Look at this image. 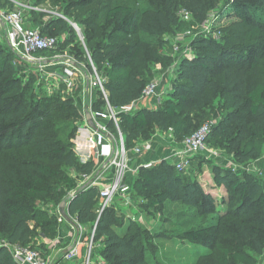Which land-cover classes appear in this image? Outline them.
I'll use <instances>...</instances> for the list:
<instances>
[{"label":"trees","instance_id":"obj_1","mask_svg":"<svg viewBox=\"0 0 264 264\" xmlns=\"http://www.w3.org/2000/svg\"><path fill=\"white\" fill-rule=\"evenodd\" d=\"M30 1L31 7H36L46 0ZM55 1V5H63L64 16L28 9L33 23L30 25L42 36L67 35L65 43L76 38L69 21L79 27L86 52L77 47L75 58L89 66L88 54L97 72L101 71L105 78L106 100L100 93L94 110H102L106 102L119 108L138 99L151 81L147 61L166 66L171 60L154 49L164 43L159 36L181 31L186 24L200 25L216 3L115 2L104 7L98 22L79 13L75 17L69 15L71 10L82 11L98 0ZM0 8L12 10L14 6L10 0H0ZM182 8L190 13V23L178 20L176 14ZM222 14L234 19L218 27L219 39L202 33L192 38V52L178 60L168 97L160 105L136 107L130 113L119 114L118 126L127 149L133 148L139 139L149 140L155 130L169 128L173 139L180 142L203 122L218 116L206 144L223 148L239 163L261 157L264 0H232L221 8ZM60 44L55 50L34 55L56 54ZM24 63L28 64L9 46H0V264H16L4 242L39 250L36 239L57 236L61 223L55 211L68 193L77 188L81 178L71 176L69 169L89 175L94 167L92 161L77 162L73 140L82 116L75 93L63 96L60 89L48 95L41 88L40 92L36 75H28L21 85ZM211 171L214 186L228 191L227 200L221 199L231 207L224 212L217 209L213 195L198 180L186 177L164 160L139 168L131 191L143 200V207L178 202L193 208L194 215L202 216L198 225L175 232L177 238L195 245L214 242L212 264H253L264 246V184L260 187L248 174L233 172L229 167L212 165ZM43 204L52 207L45 209ZM99 206V189L88 186L76 191L67 200L66 208L79 224H95L93 243L99 245L104 264H148L147 256H157L159 246L154 238L161 235H151L132 222L121 233L125 220L117 208L111 205L98 214Z\"/></svg>","mask_w":264,"mask_h":264},{"label":"rangeland","instance_id":"obj_2","mask_svg":"<svg viewBox=\"0 0 264 264\" xmlns=\"http://www.w3.org/2000/svg\"><path fill=\"white\" fill-rule=\"evenodd\" d=\"M214 1V0H212ZM10 2L13 3L14 8L12 10H21L23 13V24L24 27L35 29L30 25L32 22V19H29L27 11L28 7H31V4H33L30 0H10ZM44 3H41L39 6H36L37 8L42 9L41 11L47 12V14H54L55 16L62 17L64 16L62 13L63 11V5H55V0H46L43 1ZM115 2H124L127 3L129 0H98L91 4L89 7L85 8L84 10H71L70 16L75 17L77 13L83 16L90 17V19H93L94 21H98L99 17L102 13V10L105 6H110ZM232 2V0H216L215 6L212 7L208 11L207 17L210 18L208 23L206 25H209L208 29L203 30L200 29V25H189L186 24L185 27L179 31H175L173 33H165L159 36L158 39H161L163 41L162 46H155V50L161 55V56H169L171 58L169 64L166 66H163L158 61H147V69H148V76L151 77V81L155 80L157 81L162 88L164 89V94L162 96V101L166 99L170 90V83L173 80L175 76V69L178 60L181 56H189L191 54V50L189 48V43L198 33L200 32H206L210 36H213L214 38L219 39L221 37L220 32L217 30L218 27L221 25H224L228 21L234 19L229 18L227 15H220V10L222 7H224L227 3ZM60 6V7H59ZM57 7V8H56ZM178 20H182L185 23L191 22V15L190 13H187V11L182 8L177 12ZM29 19V20H28ZM33 24V23H32ZM69 25H71L75 31L76 38L74 40L70 41L69 43H65V38L67 39V35H59L58 36V42H60V49L56 54H53L51 56L46 55H39L34 56L37 61L40 59L47 60L46 62L49 64V71L51 70V73H63V68L72 66L71 64L75 65V68L77 69L76 75L74 77L75 83H78L77 88H74L72 91L68 89L65 85L61 87L63 96H66L68 93H75V100H78L77 108L79 112H84L85 106L88 105V99L94 95V98L97 99L100 95L101 89L99 85L97 84V80L102 83V80L105 78L102 75V72H95L93 71V63L91 62L89 55L86 54L87 60L89 61V66L86 65V62L84 61H78V58H75V50L77 47H80V50H85L84 44H83V37L80 34V31H76L75 26L72 22L69 21ZM78 27V26H77ZM82 27V26H81ZM79 28V27H78ZM80 43H78V41ZM169 43V44H168ZM0 46L5 47L8 46L5 40V35L3 31H0ZM187 48H189L187 50ZM74 49V50H73ZM86 52V50H85ZM38 63H30L28 64L24 63V69L22 72L23 76L21 77L20 83L22 85L23 81H26V77L29 75H33V77L37 76V79H44L45 83H53L54 77L49 75L46 76L37 70ZM56 71V72H54ZM264 72V68L262 70ZM18 73V74H20ZM36 75V76H35ZM37 80V81H38ZM36 81V84L38 82ZM96 83L94 85L93 83ZM104 83V82H103ZM87 84V86H86ZM37 90L40 91V86H36ZM60 88H58L59 90ZM58 90H54L53 92H56ZM41 92V91H40ZM50 93V94H52ZM46 94V93H45ZM92 94V95H91ZM218 116L215 118V120H212V125L217 121ZM119 121V119H118ZM111 123L112 126H109V133L111 136L112 141H114V144L118 147V149H121L122 147L125 149L124 156L121 157V163H125L128 167V164H134L133 162L137 163L135 155H139V153H134V148L138 145L139 148L146 143V141L152 143V140H156L157 133H159L158 130H155V132L152 134L151 138L149 140H141L139 139L135 146L133 148H126L125 146V137L123 135V132L120 130L119 126L116 127L113 126L112 121H109L108 124ZM78 134V131L76 132V136ZM172 134V130H167L163 137H168ZM76 136L73 140V142L76 139ZM162 139V137H161ZM212 165H217L219 167H229L232 169L233 172L241 173L244 172L248 174L254 181H256L260 187L264 184V149L263 153L260 158L255 160H250L245 163H239L237 162L233 155L226 152L223 148L220 147H214L207 144V151H204L203 153L192 155L189 159V166L186 168V177H190L196 180L201 181L202 183H211L212 178V171L211 167ZM68 173H70L68 171ZM136 175V174H135ZM135 177V176H134ZM133 177V178H134ZM133 182V181H132ZM131 182V183H132ZM213 186V185H212ZM77 189V188H76ZM73 191V190H72ZM216 192L218 193L215 199L217 200V209L222 212L226 211L228 207H231L226 202H223L224 200H227V189L223 186L217 188ZM71 194V191L68 193L67 197ZM66 197V198H67ZM223 197V201L222 198ZM129 199L130 204L125 206L124 208L128 211L124 214L125 216H128L129 218L132 216H137V213L141 214V218H138L139 225L142 229L149 232L151 235L159 234L160 237L154 238V243H156L159 246V250L157 253V256L152 258L151 256L148 257V264H212L214 261V242L207 244V246L203 245H195L188 241H183L179 238H177L175 231L181 230L182 228H187L193 225H198V223L202 222V216L199 217L198 215H194V209L191 207H187L181 203H171L167 202L164 205L156 206L154 208L149 207H143V200L136 195L134 192L130 191L129 193ZM100 201V199H99ZM101 202V201H100ZM112 206L117 207V210L119 208H122L123 201L122 198H116L113 200ZM234 202H232L233 204ZM121 206V207H119ZM43 207L45 209H49L52 206L48 204H43ZM122 208V209H124ZM56 214H58L57 211H55ZM196 214V213H195ZM255 214V213H254ZM124 218L123 214H121ZM242 215H245L242 213ZM153 221L151 223V226H154L152 229H147L144 227L145 223H148V221ZM135 223V222H132ZM144 224V225H143ZM253 225H255L253 223ZM174 231V232H173ZM165 237V238H162ZM248 252L251 253L250 250ZM253 264H264V246L262 249L261 254L255 256V261Z\"/></svg>","mask_w":264,"mask_h":264},{"label":"built area","instance_id":"obj_3","mask_svg":"<svg viewBox=\"0 0 264 264\" xmlns=\"http://www.w3.org/2000/svg\"><path fill=\"white\" fill-rule=\"evenodd\" d=\"M30 9L42 10L37 7H28ZM188 13V12H187ZM23 13L21 10H6L0 8V31H3L5 35L6 43L8 44L11 51L21 59L30 63H38V72L46 75L53 76V83H45L44 79L38 80L36 86H40L44 93L50 95L52 91L65 85L71 91L75 87L74 77L76 75L77 69L73 63L72 66H66L63 68V73H51V70L47 69L49 64L45 59H40L37 61L35 59V53L38 51H52L57 48L58 39L52 36H42L38 29H30L24 27L23 24ZM210 20L209 17L206 18L204 22L201 23L200 29H208L209 25H206ZM76 31H80L76 24L73 23ZM202 34L208 35L206 32H200ZM81 34V33H80ZM189 48H187L188 50ZM35 56V57H34ZM94 74L96 68L93 67ZM56 72V71H54ZM105 80V79H104ZM97 80L102 95L106 100L103 82ZM96 85V83H93ZM164 94V89L155 80L147 83L141 91L138 99L130 102L129 104L123 105L119 108H113L107 102L102 110L91 111V118L95 125V129L90 128L91 139L89 142V148L95 158H100L104 161L102 166L103 171H106L110 167L114 168V176L112 180L108 183L99 186V199L100 206L97 213L100 214L105 207L111 206L116 198H122L123 205L127 206L130 204L129 193L131 187L127 180H124L125 173L128 169L125 163H121V157L125 153V149L121 145V149L114 144L109 133L108 122L112 123L118 127V119L120 113H130L134 111L139 102L151 99L154 106H158L162 103V96ZM212 127V121L203 122L191 135L185 137L182 141L176 142L173 139V147L171 151L163 157V160L168 161L174 166L175 170L185 173L186 168L189 166V159L192 155H197L207 151L206 138L210 133ZM171 131V129H168ZM172 137V136H171ZM151 147V143L146 141L140 148L137 145L134 148V153H140L142 151H147ZM149 162L144 164L145 168L151 166ZM101 177L98 175L95 179L90 180L89 186H96L97 180ZM86 178V175L84 176ZM58 220L61 221L62 217L59 215ZM94 229L92 230L93 237ZM91 237V240H92ZM91 241L89 247L91 248ZM3 246L7 247L10 251L12 259L16 264H51L47 258H45L40 250L25 246H20L18 244H13L9 242H4ZM77 255V249L75 246L70 247L65 251V258L68 260L73 259ZM85 264H88V258Z\"/></svg>","mask_w":264,"mask_h":264},{"label":"crops","instance_id":"obj_4","mask_svg":"<svg viewBox=\"0 0 264 264\" xmlns=\"http://www.w3.org/2000/svg\"><path fill=\"white\" fill-rule=\"evenodd\" d=\"M77 86L78 83L76 82L74 88H77ZM61 87H63V85H61ZM95 100L96 99L94 98V95H92L90 100L88 99V105L85 106L84 112H80L82 116V120L78 125V129H77L78 134L74 141V148L76 152L77 162H79L80 164H84L86 162L92 161L94 163V167L92 172L89 175H86V178H84L85 175L83 174L81 175L77 174L73 168L69 169L70 172L69 174L71 176L73 177L80 176L81 178L77 183V189L71 191V194L67 197V199L60 204L64 206V211L67 215H68L66 208L67 200L69 198H72V195L76 191L88 187L90 180L95 179V177H97L98 175H101V177L97 180L98 189L99 186L106 184L110 180H112V176H114V168L110 167L106 171H103L102 166L104 164V161L101 160L100 158H95L94 155L92 154L91 149L89 148V142L91 139V132H90L91 127H89L87 122L89 119H92L91 111H96L93 109V104ZM77 104H78V100L76 101V105ZM137 107L156 108L157 106L153 105V101L151 99H146L139 102ZM165 132L166 131H159V133H157L156 136L157 138L156 140H152L151 147L149 150L142 151L139 153V155H135L137 163L133 162L134 164H128V169L125 173L124 180H127L126 182L129 183L130 187L132 185L131 182L134 179L133 177L135 176L139 168L141 167L145 168L143 165L149 162H153L151 163L152 166L153 164L163 161V157L168 155V153L171 151V148L173 147V137H171L172 135H169L168 137H163L162 135H164ZM199 182L206 191L210 192L213 195L215 199V197L218 194L216 190L219 187L214 186L212 178H211V183L213 186L210 185V183H202L201 181ZM124 207L125 206L123 205L122 208ZM58 208L56 210L57 212H58ZM122 208H119L117 210V213L123 214L124 216L125 222L120 230L121 233H124L130 222H135L139 224L140 219L138 220V218L142 219V217L140 213L139 214L137 213V216L134 215L129 218L128 216L130 215L128 216L124 215L126 211H128V209L126 210L125 208L124 209ZM59 215L60 214L58 212V214H56L57 220ZM70 219L71 222H67L63 218L61 221L58 220V222H60L61 224L58 227L57 236L54 239H48L43 236H40L38 239H36V246L37 248H39L42 255L45 258H47V260H49L51 264H85L87 258H88V264H104L102 257L98 253L99 245L93 243V237L91 236L92 230L95 229V224L93 225V227L91 226L92 227L91 228L89 227V225L85 226L79 224L74 217L73 218L70 217ZM152 222L153 221L149 220L148 223H145V225L144 224L143 225L147 229H152L154 228V226H151ZM90 241L92 244L91 248L89 247ZM73 246H75L77 249V255L73 259L68 260L65 258V251Z\"/></svg>","mask_w":264,"mask_h":264},{"label":"water","instance_id":"obj_5","mask_svg":"<svg viewBox=\"0 0 264 264\" xmlns=\"http://www.w3.org/2000/svg\"><path fill=\"white\" fill-rule=\"evenodd\" d=\"M87 124H88L89 127H91L92 129H95V125H94L92 119H89L88 122H87ZM74 194H75V193H74ZM74 194H73V195H74ZM73 195H72V196H73ZM58 212H59L60 216H61L65 221H67V222H71L70 217H69V216L65 213V211H64V206H63V205H60V206H59V208H58Z\"/></svg>","mask_w":264,"mask_h":264}]
</instances>
